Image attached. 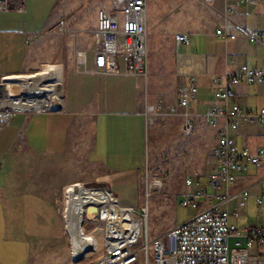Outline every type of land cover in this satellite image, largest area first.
I'll return each mask as SVG.
<instances>
[{
	"label": "crops",
	"instance_id": "0c3cea01",
	"mask_svg": "<svg viewBox=\"0 0 264 264\" xmlns=\"http://www.w3.org/2000/svg\"><path fill=\"white\" fill-rule=\"evenodd\" d=\"M7 1L8 6L0 9V76L26 75L43 67L42 72L55 67L63 80L60 65L65 62L52 64L47 39L58 0ZM218 2L220 8L214 4V15L217 13L223 23L214 26V33L204 32L208 37L214 36V49L211 40L204 35L202 52L187 50L177 54L178 77L184 83L194 77L199 92L202 90V96L192 106L194 115H205L213 104H223L214 96L213 79L217 75L238 71L243 64L264 69V36L258 42H251L243 34L244 30L264 29V2L246 3L227 19L224 9L232 0ZM217 28H227L238 35L235 39H225L216 34ZM96 53L97 50L87 54L86 63L77 71L65 67L60 109L19 112L0 127V248L22 250L18 263L17 251L7 252L11 264H21L24 259L28 262L33 249L52 247L58 237L55 233L58 221L62 234H67L61 205L63 189L70 183L82 181L74 180L67 172L71 175L75 170L80 176L84 173L80 167L92 171L99 167L103 171L92 174V179L105 182L115 195L117 192L122 205L135 207L128 203L126 190L132 188L140 196L139 182L148 158L143 79L126 72L132 68L128 65L130 57L125 53H121L125 54L122 60L118 55L110 58L109 67L114 71L97 72ZM69 78H72V86L67 96L65 86ZM236 93L235 100L244 107L254 110L264 107V82L241 83ZM239 135L242 146L235 140ZM234 140L239 148L256 150L264 145V126L244 123ZM250 170L254 171V176L248 175ZM202 177L204 181H196L193 185L197 188L189 192L205 186L207 177ZM263 184L264 161L261 166H250L231 191L249 188L254 195ZM233 201L228 205L230 211ZM212 202L201 200L202 207ZM233 212L239 216V212ZM66 219L68 223L78 224L68 230L72 235L82 220H71L67 215ZM178 224L180 222L174 221L169 226L173 228Z\"/></svg>",
	"mask_w": 264,
	"mask_h": 264
},
{
	"label": "built area",
	"instance_id": "2783aa9c",
	"mask_svg": "<svg viewBox=\"0 0 264 264\" xmlns=\"http://www.w3.org/2000/svg\"><path fill=\"white\" fill-rule=\"evenodd\" d=\"M112 7L104 8L97 21V42L103 45L95 57L97 72L114 71L109 67L110 58L118 53L133 55L131 70L127 73L147 77L148 75V0H110ZM249 2L264 0H232L224 9L227 19L230 14ZM8 6L7 0H0V9ZM216 34L225 39H235L238 32L227 28H217ZM251 42H258L264 36V29L244 30ZM176 38L185 44L190 39L187 33H178ZM80 54H84L81 52ZM37 73V72H36ZM33 74V73H32ZM31 75V74H26ZM25 75L0 76V127L9 123L19 112L33 113L57 110L62 105L49 103L41 108L19 109L14 106L17 100L32 99L23 84ZM214 96L223 102L212 105L205 116L216 128L217 141L212 150L213 169L202 175L194 174L185 179L188 186L207 177L205 186L195 192L183 194L182 204L197 212L185 221L170 229L164 237L150 241L147 224L148 206L141 208L124 206L119 198L103 181H76L63 189L64 206L67 194L79 193L90 188L95 197L83 203L82 227L87 222L104 223L102 249L96 256L84 253L74 259H87L84 264H264V225L239 227L231 221L234 214L228 205L236 200L239 205H247L253 196L258 205H264V184L258 193L252 194L249 188L232 192L231 188L247 173L250 166H261L264 161V145L256 150L249 147L240 149L234 140L242 124L264 126V107L254 110L238 103L236 87L241 83H263L264 69L251 68L246 64L238 71L217 75ZM15 89L14 94L11 91ZM199 100L197 80L191 77L179 87L177 106L183 109V132L192 134L195 130V116L189 109ZM176 112V107L172 108ZM106 188L111 194V202L99 200V193ZM150 195V192L147 193ZM98 197V198H97ZM213 202L202 207L201 200ZM66 232L73 246V238L68 232L65 208ZM95 206L96 212H88ZM237 214V213H236ZM255 249L254 252L251 250ZM93 255V254H92Z\"/></svg>",
	"mask_w": 264,
	"mask_h": 264
},
{
	"label": "rangeland",
	"instance_id": "374dc122",
	"mask_svg": "<svg viewBox=\"0 0 264 264\" xmlns=\"http://www.w3.org/2000/svg\"><path fill=\"white\" fill-rule=\"evenodd\" d=\"M218 1L148 0V75L137 76L143 79L142 97L147 117L148 158L139 182L140 196L132 188L126 190V195L128 203L135 207L148 206L150 241L164 237L172 229L169 226L172 222L181 223L197 212L196 209L182 204L183 194L197 188V185L187 187L185 179L194 174L204 175L214 167L212 150L217 141V132L207 117L196 115L194 132L189 135L183 132V109L177 106V100L179 87L184 82L178 77L176 69L179 67L178 53L187 50L202 52L208 37L204 32L214 33V26L223 23L217 13L214 15V4L220 8ZM111 7L110 0H58L52 13V30L47 39L48 50L52 52V64L65 62V65H60L63 68V80L61 72L52 67L44 70L46 83L61 82L58 87L63 91L65 67L77 71L86 63L87 54L103 48L97 42V21L100 12ZM178 33H187L190 43L176 40ZM208 38L214 49V36ZM81 52L84 54H80ZM117 55L122 60L125 54ZM127 55L130 57L128 65L131 67L134 57ZM43 68L39 71L42 72ZM71 86L72 78H69L65 86L67 96ZM201 94L202 90L199 97ZM52 104L56 105L55 101ZM173 107H176V112L172 110ZM189 110L193 111L192 106ZM235 140L242 146V136H237ZM80 168L83 175L79 176L75 170L71 175L67 172V175L73 176L74 180L90 181L94 180L92 174L103 171L99 167L94 168V171L84 166ZM248 175L254 176V171L250 170ZM201 179L204 181L203 177ZM110 184L113 187V183ZM148 192L150 195H147ZM61 205L63 208L64 194ZM231 207V211L239 212L238 217L233 215L231 218L239 227L264 225V205H258L254 197L245 206L239 205L235 200ZM76 225L78 224L68 223V230ZM103 226L104 223L89 221L84 225L85 232L79 226L70 235L74 242L72 247L68 233L62 234V226L58 221L55 230L58 237L53 241L52 247L33 249L30 260L27 262L24 259L21 264H84L101 251ZM11 250L17 251V263L22 259L21 249L0 248V262L11 264V257L6 256ZM72 252L75 257L84 253L91 255L87 259H74ZM37 259L40 261L36 262Z\"/></svg>",
	"mask_w": 264,
	"mask_h": 264
},
{
	"label": "bare ground",
	"instance_id": "6f19581e",
	"mask_svg": "<svg viewBox=\"0 0 264 264\" xmlns=\"http://www.w3.org/2000/svg\"><path fill=\"white\" fill-rule=\"evenodd\" d=\"M45 78H46V75L44 72H38L35 74H31V75H25L23 77L24 79L23 84L27 87L26 90L28 91V93L32 95L33 98L17 100L14 103V106L19 109H25V108L41 109L45 107L49 103L50 100L55 101V103H58L61 105L63 103V96H64L63 91L60 90L58 87V85L61 82L46 83ZM11 91L14 94L16 93L15 89L12 90L11 88ZM91 197H95V194L92 193V190H90V188L84 189L77 194H74L73 192H69L67 194V200L64 206L65 208L64 211L67 217L70 218L71 220H82L83 221V212H82V208L84 206L83 203L84 201H86L87 199ZM99 200L100 201L107 200L111 202V194L106 188H104L103 191H100ZM73 245H74V242H73Z\"/></svg>",
	"mask_w": 264,
	"mask_h": 264
},
{
	"label": "water",
	"instance_id": "95a60500",
	"mask_svg": "<svg viewBox=\"0 0 264 264\" xmlns=\"http://www.w3.org/2000/svg\"><path fill=\"white\" fill-rule=\"evenodd\" d=\"M97 208L95 206H89L88 212H96Z\"/></svg>",
	"mask_w": 264,
	"mask_h": 264
}]
</instances>
